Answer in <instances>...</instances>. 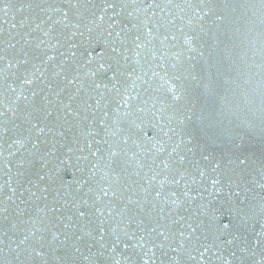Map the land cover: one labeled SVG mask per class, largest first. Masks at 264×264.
<instances>
[{
	"label": "snow or ice",
	"instance_id": "1",
	"mask_svg": "<svg viewBox=\"0 0 264 264\" xmlns=\"http://www.w3.org/2000/svg\"><path fill=\"white\" fill-rule=\"evenodd\" d=\"M0 264H264V0H0Z\"/></svg>",
	"mask_w": 264,
	"mask_h": 264
}]
</instances>
